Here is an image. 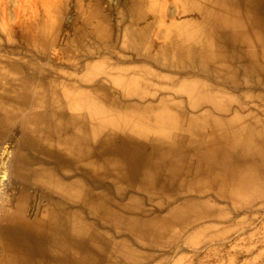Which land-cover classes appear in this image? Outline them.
Returning <instances> with one entry per match:
<instances>
[{
  "label": "bare ground",
  "instance_id": "6f19581e",
  "mask_svg": "<svg viewBox=\"0 0 264 264\" xmlns=\"http://www.w3.org/2000/svg\"><path fill=\"white\" fill-rule=\"evenodd\" d=\"M120 1L0 0V264H164L264 208V0Z\"/></svg>",
  "mask_w": 264,
  "mask_h": 264
},
{
  "label": "rangeland",
  "instance_id": "374dc122",
  "mask_svg": "<svg viewBox=\"0 0 264 264\" xmlns=\"http://www.w3.org/2000/svg\"><path fill=\"white\" fill-rule=\"evenodd\" d=\"M92 0H86V2H90ZM10 2V8L11 10H14L16 8V3L21 2L22 7H25L28 0H9ZM121 3L120 0H114V3L111 4L110 0H102V7L103 10L106 12V14L112 15L114 18H116V13L120 9L119 4ZM73 2L70 0L69 2V10L65 14V17L63 18V26L64 28L68 27L71 23V19L74 18V12H73ZM76 35V43H80L82 34L79 32L75 33ZM229 205V204H228ZM222 210L225 213H231L232 219L237 221L240 218V215L238 213H232L230 208L231 204L227 207L226 204H220ZM242 216V215H241ZM240 234H225L222 238L218 239L216 243H219L220 245H208V246H202L201 248H198L201 243L200 240H198V237L191 240L193 242L192 244H187L186 239H190L191 236V230H188L185 233H181L184 237V240L180 241L179 246L175 251L173 250H164L163 252L161 250H152L151 251V257L152 259L160 260L162 256H165L167 258V261L164 262V264H175V262H179L180 264H228L230 260L234 261V264H247L250 263L256 256L251 254H243V252L240 250L241 248H244L247 246V241H239L240 238H243L246 234H249L250 232H257L256 238L253 240V244L256 245V252L259 250H262L263 244L260 241L261 235L264 237V208L259 209V213L256 215V217L252 220L251 223H249L246 226L239 227L238 230L240 231ZM245 232V233H244ZM245 234V235H243ZM192 239V238H191ZM260 241V242H259ZM235 245L239 246L237 247V252L231 251V248ZM218 247V252L214 253L212 249ZM186 248L185 254L186 259L182 260L183 251L179 254L178 251L180 249ZM255 252V253H256Z\"/></svg>",
  "mask_w": 264,
  "mask_h": 264
}]
</instances>
